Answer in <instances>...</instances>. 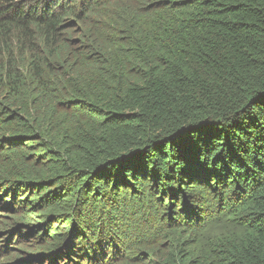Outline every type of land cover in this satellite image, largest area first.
Returning a JSON list of instances; mask_svg holds the SVG:
<instances>
[{
	"label": "trees",
	"instance_id": "1",
	"mask_svg": "<svg viewBox=\"0 0 264 264\" xmlns=\"http://www.w3.org/2000/svg\"><path fill=\"white\" fill-rule=\"evenodd\" d=\"M0 264H264V0H0Z\"/></svg>",
	"mask_w": 264,
	"mask_h": 264
}]
</instances>
